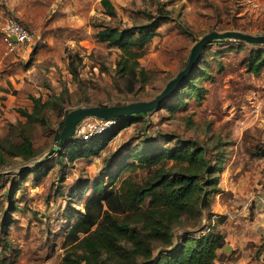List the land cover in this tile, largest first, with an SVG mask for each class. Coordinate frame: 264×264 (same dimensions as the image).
Wrapping results in <instances>:
<instances>
[{"label":"rangeland","instance_id":"rangeland-1","mask_svg":"<svg viewBox=\"0 0 264 264\" xmlns=\"http://www.w3.org/2000/svg\"><path fill=\"white\" fill-rule=\"evenodd\" d=\"M100 1L0 0V59L3 52L18 59L10 73L0 70V78H15L8 90L12 98L4 105L6 110H0V138L7 134L6 122H25L19 111H31L32 97L52 101L47 126L37 127L32 135L37 156L31 161L11 160L1 169L0 264H63L72 246L65 242L68 230L78 213H86L92 197L91 189L85 187L99 178L108 181L110 170L104 171V160L124 152L130 143L159 135L200 145L207 159H218L217 166L222 167L209 210L195 233L204 235L215 225L212 230L224 235L225 247L218 251L214 264H264V69L253 74L246 63L250 52L263 46L233 40L207 44L197 62L201 72L191 77L200 94L187 92L172 97L167 105L168 97L155 106L156 98L185 69L191 49L204 36L226 32L264 36V0H109L115 19L104 14ZM161 15L167 22L140 51L137 64L147 82L138 77L131 86L116 74L121 52L96 41L94 28L138 29L156 23ZM12 18L34 36L18 53H9L1 42L2 30ZM74 69L76 81L70 74ZM182 84L170 96L179 95ZM62 89L67 90V99L60 97L55 103L51 96H58ZM140 102L154 110L139 123L128 127L121 123L99 156L74 162L60 157L66 150L58 146L56 136L69 112L75 111L72 115L79 118L78 124L81 114L76 111L88 107L98 113L100 108L95 107L117 106L111 117L128 118L141 115L142 107L132 106ZM98 126L99 120L86 119L76 137ZM67 140L63 133L62 144ZM161 143L165 149H174L178 142ZM42 163L46 165L35 178H23ZM160 166L129 168L111 189H120L124 181L143 183ZM163 166L168 169L177 164ZM58 190L64 191L63 196L57 195ZM78 191L83 192L74 198L73 192ZM101 206L102 213L109 210L107 201H101ZM110 211L119 221L126 216L122 207ZM221 220L223 224L217 226ZM191 223L182 220L180 226L193 231ZM181 234V229L174 230V244Z\"/></svg>","mask_w":264,"mask_h":264},{"label":"trees","instance_id":"trees-1","mask_svg":"<svg viewBox=\"0 0 264 264\" xmlns=\"http://www.w3.org/2000/svg\"><path fill=\"white\" fill-rule=\"evenodd\" d=\"M100 5L108 18H116V11L109 0H101ZM165 22L166 17L161 15L156 23L138 29L100 25L94 28V38L121 52L116 74L120 78H126L134 86L138 77H144V83L147 82L145 73L137 68L140 51L156 36V30ZM225 40L243 43L234 39ZM225 40H213L209 44L227 42ZM260 45L263 49L253 50L246 57L247 68L253 74L264 69V44ZM235 50L243 51L239 48ZM198 66L196 64L181 81L184 88L182 92L170 96L165 104H171L172 97L179 98L187 92L200 94L199 89L191 82V77L201 72ZM70 74L75 81L78 80L77 69ZM67 93V90L62 89L59 97L51 98L56 103L60 97L67 99ZM48 98L43 101L32 97L31 111H19L25 122L7 124V134L0 138V184H3L1 169L9 161H31L37 156L32 135L37 127L44 129L49 122L47 114L52 109V101ZM64 102L67 104L68 101ZM145 116L141 114L112 118L116 120V125L111 130L94 135L88 140L76 137L74 132L64 145L61 139L58 142V146L65 147L66 150L60 157L72 162L97 157L118 134L116 128L121 123L128 127L139 123ZM65 120L66 115L58 132L61 138ZM172 139L178 142L176 147L165 149L161 142ZM166 162H174L177 166L166 169L163 166ZM217 162L218 159L214 162L207 159V151L200 145L166 135L142 139L137 144L130 143L125 146L124 152L117 151L110 155L104 160V171L107 168L110 170L106 175L107 183L99 178L90 181L85 187L91 189L92 197L87 202L86 213H78L79 218L68 230L65 242H70L72 246L63 257V264H214L218 251L225 247L224 235L212 230L215 225L204 235L197 237L195 233L202 224L204 213L209 210L210 196L216 192L218 174L222 170ZM159 164L160 168L143 183L124 181L120 189H111L123 171L135 167L152 168ZM44 165L46 163L37 165L22 177L25 179L28 175H33L35 178L37 171ZM56 192L59 197L64 194L63 190ZM82 192H73L72 196L75 198ZM101 201H107L108 211L102 213ZM119 207L126 213L122 221L110 211H116ZM144 207L146 210H143ZM182 220L192 222L190 227L193 231H186L180 226ZM222 224L223 220L216 225ZM176 228L181 229L182 234L179 243L177 241L174 244L173 232Z\"/></svg>","mask_w":264,"mask_h":264},{"label":"water","instance_id":"water-1","mask_svg":"<svg viewBox=\"0 0 264 264\" xmlns=\"http://www.w3.org/2000/svg\"><path fill=\"white\" fill-rule=\"evenodd\" d=\"M225 39H234V40H238V41H243L247 44H254V45H260V44H264V36H251V35H247V34H243V33H239V32H226V33H211L208 34L206 36H204L199 42H197L193 48L191 49L190 52V56L188 59V63L187 66L185 67V69L183 71H181L177 77L172 80L166 87L165 91L156 98L157 103L155 106H159L161 105L168 97H170V95H172V93L174 92V90L177 88L178 84L187 77V75L191 72V70L193 69V67L197 64V62L199 61L200 58V53L203 50V48L209 44L211 41L213 40H225ZM146 102H140L138 104L132 105V106H137V107H142L145 106ZM131 107V106H130ZM94 107L91 108H85V109H78L79 111L76 112H80V116L81 119L80 121H84L86 118L90 117V118H94L97 120H109L112 119L114 117H111L113 115V113H115V108H117V106H113V107H103L98 109V113H95L93 109ZM98 108V107H95ZM134 108V107H132ZM121 109V108H120ZM143 112H141V114H148L150 112H152V110H154V108L152 107H142L141 108ZM75 111L70 112L65 120V127L64 130L62 132L66 133V139L69 136H72V134H74L75 132V128L78 125L77 120L79 119H75V116H73L72 114H74ZM70 115V118H69ZM69 118V119H68ZM79 121V122H80ZM77 123V125H76ZM61 139V134H57L56 136V140H57V144ZM57 150H52L50 153H48L46 155V158L52 156V154L54 152H56Z\"/></svg>","mask_w":264,"mask_h":264},{"label":"built area","instance_id":"built-area-1","mask_svg":"<svg viewBox=\"0 0 264 264\" xmlns=\"http://www.w3.org/2000/svg\"><path fill=\"white\" fill-rule=\"evenodd\" d=\"M1 42L4 45L6 51L9 53L14 52L18 47L33 42V34L26 27H24L17 19L7 20L2 33ZM100 126L93 130H87L85 135H81L84 140H88L97 134H103L108 130H111L116 125L115 119L99 120Z\"/></svg>","mask_w":264,"mask_h":264},{"label":"crops","instance_id":"crops-1","mask_svg":"<svg viewBox=\"0 0 264 264\" xmlns=\"http://www.w3.org/2000/svg\"><path fill=\"white\" fill-rule=\"evenodd\" d=\"M2 30V29H1ZM29 48L31 47V45H28ZM23 47V46H22ZM20 50H23V48H20L18 47L16 49V53H18V51ZM31 50V49H30ZM18 61V59L14 58V57H10V55L8 53H4L3 52V55L1 56V59H0V70H6L7 73H10V71L14 68H16V62ZM4 72V71H3ZM6 76V75H5ZM3 77V78H0V94L2 97H0L1 101H0V110L2 112H4L6 109L4 108V105L6 104V101H8V98H12L10 93H8V90H11V86H13L15 84V78L10 76V77ZM15 88V87H13ZM13 96V95H12ZM72 112V111H71ZM70 113V112H69ZM68 113V114H69ZM67 114V115H68ZM66 115V117H67ZM90 117L86 118V119H89ZM85 119V120H86ZM7 124H14V123H10V122H6ZM5 123V124H6ZM4 124V125H5ZM6 124V126H7ZM81 124V122L76 126L75 128V133L77 132V129L79 127V125Z\"/></svg>","mask_w":264,"mask_h":264}]
</instances>
